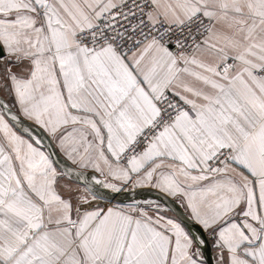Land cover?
<instances>
[{
	"label": "snow or ice",
	"instance_id": "obj_1",
	"mask_svg": "<svg viewBox=\"0 0 264 264\" xmlns=\"http://www.w3.org/2000/svg\"><path fill=\"white\" fill-rule=\"evenodd\" d=\"M0 264H264V0H0Z\"/></svg>",
	"mask_w": 264,
	"mask_h": 264
}]
</instances>
